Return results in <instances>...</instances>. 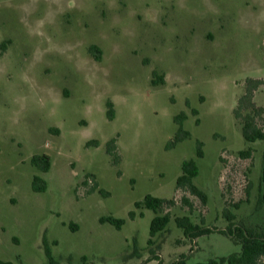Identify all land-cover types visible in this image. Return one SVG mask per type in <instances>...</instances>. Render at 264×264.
Returning <instances> with one entry per match:
<instances>
[{"label": "rangeland", "instance_id": "rangeland-1", "mask_svg": "<svg viewBox=\"0 0 264 264\" xmlns=\"http://www.w3.org/2000/svg\"><path fill=\"white\" fill-rule=\"evenodd\" d=\"M251 79H264V0H0V262L50 264L46 246L57 264L240 253L218 233L187 239L175 219L226 230L227 210L263 232L264 142L248 144L234 114ZM182 113L191 137L168 149ZM43 155L47 173L32 164ZM190 160L206 202L177 190ZM148 195L175 202L152 245L155 213L135 208Z\"/></svg>", "mask_w": 264, "mask_h": 264}, {"label": "trees", "instance_id": "trees-1", "mask_svg": "<svg viewBox=\"0 0 264 264\" xmlns=\"http://www.w3.org/2000/svg\"><path fill=\"white\" fill-rule=\"evenodd\" d=\"M93 52V49H91ZM250 84L246 93L239 99L238 107L235 110L234 114L237 119L241 120L242 133L245 141L248 144L256 143L258 141L264 142V130L258 124V117L262 116L264 113V108L258 107L254 102L255 92L264 85V79H251L248 81ZM109 108V117L110 119L114 118V108L113 104H108ZM247 113L244 115L243 112ZM186 114L182 113L175 118L177 124H179V130L176 133L175 137L168 144V149L174 148L180 142L191 137L190 133L183 128V123L186 120ZM92 144H97L93 142ZM107 152L115 159L116 164H118L120 157L117 153L116 140L111 141L108 144ZM251 154V149L246 151H241L240 155L243 157H248ZM197 156L199 158L204 157L203 144L198 142ZM264 158V151H263ZM32 164L42 173H47L51 169V158L47 155L36 156L32 159ZM183 174L177 180V190L187 189L192 195L201 198L206 202L207 196L204 191L198 188L194 184V179L199 175V169L195 161L190 160L183 163L182 166ZM263 178H264V164H263ZM33 189L35 192H44L47 189L46 182L40 177L35 176L33 179ZM175 205L173 199H160L148 195L142 202H137L135 204L136 209H149L155 213V217L152 220L150 228V240L148 241L149 245L153 244V238L158 234L164 232L170 221V214H160L164 211L165 208L172 207ZM136 212L130 214L131 219L137 217ZM139 216L143 217L141 212ZM225 217L230 222L226 230H212L208 227H203L197 224H194L189 217H178L175 219L178 228H180L184 236L194 241L199 237L204 235H209L212 233H218L230 238L236 245L241 246L240 253H234L227 258L221 259H212L205 263L197 264H264V230L261 233L246 227L243 224L234 223L235 216L229 212L225 211ZM102 223H110L115 226L117 229H121L125 221L121 219H115L112 217H107L101 219ZM72 231H76L74 227L70 225ZM46 255L49 259L50 264H57L54 258L52 257L49 249L46 246ZM153 258L155 254L153 253ZM0 264H14L12 262H0ZM161 264V263H160ZM174 264H188L185 256H182Z\"/></svg>", "mask_w": 264, "mask_h": 264}, {"label": "built area", "instance_id": "built-area-1", "mask_svg": "<svg viewBox=\"0 0 264 264\" xmlns=\"http://www.w3.org/2000/svg\"><path fill=\"white\" fill-rule=\"evenodd\" d=\"M158 264H160V263H158Z\"/></svg>", "mask_w": 264, "mask_h": 264}]
</instances>
